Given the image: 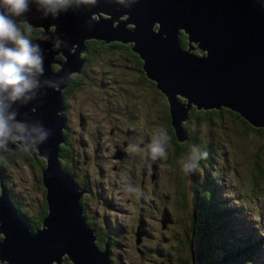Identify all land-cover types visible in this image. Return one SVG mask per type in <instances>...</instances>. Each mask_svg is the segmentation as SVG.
<instances>
[{
	"label": "water",
	"instance_id": "obj_1",
	"mask_svg": "<svg viewBox=\"0 0 264 264\" xmlns=\"http://www.w3.org/2000/svg\"><path fill=\"white\" fill-rule=\"evenodd\" d=\"M21 19L40 31L33 43L43 73L15 102L0 94L9 128L0 139V158L17 146L44 158L48 211L43 226L32 230L3 182L0 162V264H62L65 257L71 264H110L79 204L83 190L59 166L66 127L62 93L73 75L83 73L88 42L131 45L146 77L168 100L179 143L187 140L184 124L193 107L226 110L264 132L262 0H76L62 9L28 0ZM181 33L188 37V50L180 46ZM194 252L196 264H204L205 254Z\"/></svg>",
	"mask_w": 264,
	"mask_h": 264
},
{
	"label": "rangeland",
	"instance_id": "obj_2",
	"mask_svg": "<svg viewBox=\"0 0 264 264\" xmlns=\"http://www.w3.org/2000/svg\"><path fill=\"white\" fill-rule=\"evenodd\" d=\"M262 1L264 2V0ZM122 53L124 54L123 50L118 49L105 58L104 62L98 63L103 67L95 65L101 69L91 67V70L97 74L96 78L90 73V76H94L95 82H91L90 85L84 84L80 88L75 101L69 102L70 106H74L67 113L70 130L74 133L82 132L78 127L79 113H83L86 117L87 132L86 130L83 132V138L90 141L91 150L87 145L84 151L92 154V158H95V154H93L95 145L91 140L92 132L102 129L101 133L106 135L101 143L100 161L104 177L101 176L100 168L98 169L96 164L94 172H88L89 164L78 165L82 159L75 160L72 165L78 167V170L90 174L91 181L101 180V191H104L103 200L106 204L104 202L99 204L96 197L97 190L91 197L82 194L80 200L85 206V210L94 218L97 229H105L107 222V234L110 239L113 238L115 244L114 246L110 245L104 235L102 239L105 245L102 251L108 252L110 264H194L195 252L190 249L189 245L187 246V242H193L195 235L189 218L183 215L187 216L189 212L199 211L192 200L197 193L194 190L195 187L200 185L203 187L202 189L210 193L206 197L211 207L214 208V200H218L219 210L223 213V217H226L227 228L229 227L230 233L234 237L233 240L227 241L228 246H232L231 250L244 245L254 247V252H250L251 255L248 253L246 262L242 264H264V132L256 133L247 129L240 120H237L226 110H222L221 116H209L202 120V123L196 120L194 113L190 119L191 122L189 123L188 120L187 124L185 123L188 132L195 131L198 137L189 151L191 152L193 146H198L201 151L208 153L207 158L199 162L194 172L179 171L180 166H183L182 159L188 155L185 152L181 154L179 160L175 161L174 165H170V158H175V149L170 148L171 140L166 145L167 148H170L166 158L150 160L147 149H143L145 157L142 156L143 150L133 152L131 149H123L128 153L127 156H123L122 152H117V148L114 146L115 142L122 149V140L117 134L111 135L116 122L122 121L114 117L115 113L108 108V101L106 102V99L103 98L104 95L101 93L103 89L100 86L102 80L105 83L113 80L121 86V81L126 78L131 81L136 78L137 75L132 73L126 76L117 71L126 66L125 63L120 62V58L123 57ZM108 64L115 68L108 69ZM107 73L109 76L104 79L102 75H107ZM146 93L148 95L151 92ZM149 97L155 100L154 105L149 106L148 102L143 104L141 109L144 112L153 111V118H155L153 134H151L153 138L157 134V130L169 133L164 127V121L167 120V112L170 110L169 104L166 108L163 98L159 94L151 93ZM165 101L168 102V100ZM132 107L136 110L133 104H131ZM192 110L196 111L193 107L189 115L193 112ZM179 144L182 145V143ZM143 157L144 162L142 161ZM38 159L42 158L38 157ZM106 160L108 161L106 162ZM140 165L141 172L137 173L135 168L138 169ZM258 169L262 170V175ZM4 173L6 179L3 182L10 191L13 201L17 200L29 217H38L39 214L45 212L46 189L41 176L42 172L32 163L21 158L14 164H5ZM154 174L158 175L157 179L162 188L164 187V190L168 192L167 195L170 197L174 195L171 201H175V199L177 202L181 201L179 195H183L182 192H185V201L188 203L184 214L178 209L181 216L171 207L172 220L166 229L162 228L163 219L156 214L157 209L153 210L150 203L152 199L155 201V196L160 193V190H157L156 194L151 191V185L152 188L154 185L150 184V179ZM214 182L217 186L212 188L211 183ZM176 184L178 187H175ZM172 193L174 194L172 195ZM210 206H207V211ZM19 211L23 217L21 209ZM176 215L179 217L177 218ZM145 216L150 218H145ZM155 218L156 220H154ZM181 219L185 221L182 220L183 222L180 223ZM142 224L145 225L146 231L141 227ZM89 227L91 226L89 225ZM227 228L223 227L220 230L217 228L218 231L214 232L217 234L216 239L221 233L224 234ZM143 231L146 232V235L142 236ZM111 234H114L115 237H112ZM95 237L97 243L99 240L97 236ZM162 238L166 240L163 242L164 244L160 243ZM136 240L140 243L137 244ZM224 240H227L225 236ZM181 242H183L182 245ZM217 242L221 244L219 240ZM184 247L185 250L182 252ZM162 249L164 250L162 251ZM166 251L168 253L163 255ZM65 258L62 264H67ZM169 259L170 261H168Z\"/></svg>",
	"mask_w": 264,
	"mask_h": 264
},
{
	"label": "flooded vegetation",
	"instance_id": "obj_3",
	"mask_svg": "<svg viewBox=\"0 0 264 264\" xmlns=\"http://www.w3.org/2000/svg\"><path fill=\"white\" fill-rule=\"evenodd\" d=\"M70 6V5H69ZM55 8V7H54ZM59 9V8H56ZM61 9V8H60ZM189 47V45H188ZM187 49L185 50H188ZM124 48L127 49V51L124 50ZM118 49H122L124 54L123 57H121L120 62L125 63L126 66L119 68L117 71L119 73H121L122 75H130L131 73L134 75H137L136 78L134 80H123L121 81L119 86L116 82L109 81L108 83H105V81H101V88L103 89L101 93H103L104 97L106 99L108 108L113 111L115 113L114 117L120 119L122 122H116L114 128L111 131V135H118L119 139L122 140L121 143L123 144V148L121 149V147L114 142V146H116L117 148V152H122L123 156H127L128 153L123 150V149H131L133 152L135 151H141L143 149H147L149 151L148 153V158L150 157L151 160V155H150V150L148 149V145H150L152 143V135L153 134V121H155V118H153V111H148V112H144L141 109V106L143 104L148 103L149 106H151V104L154 103V99L150 98L149 95L151 93H156L159 94L164 101V104L167 108L168 106V102L165 101L167 100L166 97L157 89L156 87V83L149 80L144 71H143V61L141 60V58L135 54L134 52H132L131 50V45H122L120 43H110V44H106L104 42H98L95 44H89V42L87 43V49H86V53L83 54V58L85 59V65H84V69H83V73L81 75H73L77 77V83L74 84V87L68 88L71 84L67 87V89L65 91L66 92V102L65 103V111H64V115L66 118V127L64 129V144H63V148L61 151V155L60 158L67 160L68 162H74L77 159H82L81 161H79L78 165L82 164V165H88V172L92 171L94 172L96 170V166L97 165L98 169L100 168L101 164V147H102V140L105 138L104 134L101 133V130L98 132H92L93 128L91 129V140L92 143L95 145V151L93 152V154H95V158H92V154L86 153L84 151L85 147L88 145L90 150H91V145H90V141H86L85 138H83V132H85L86 127H87V122H86V117L84 116L83 113H79L78 118H79V123H78V127L81 129L82 132L79 133H74L70 130V126L68 123V119L69 117L67 116L68 110L73 108L74 105L70 106L69 102L70 101H75L76 95L78 92H80V88L84 85V84H92L91 82H95V78L94 76L97 78V74L91 70V67H103L100 64H98L100 61L104 62V59L109 57L112 53L118 51ZM129 49V52H128ZM193 54L195 55H199L198 51H192ZM134 54V55H133ZM137 58L139 59V61L137 60ZM57 60L62 61L63 57L62 56H58ZM98 65V66H95ZM56 68H58V66H55ZM107 67V66H106ZM108 69L113 70L115 67L113 65L108 64ZM129 67V68H128ZM101 69V68H100ZM90 73L94 76H90ZM72 76V78H73ZM105 79V77H108L109 74L107 73V75H102ZM100 77V76H99ZM79 78V79H78ZM144 82H143V81ZM112 82V84H111ZM151 92L150 94L147 95L146 92ZM159 92V93H158ZM131 104H133L136 108V110L134 109V107L131 108ZM154 105V104H153ZM169 107V106H168ZM139 108V109H138ZM196 110V109H195ZM197 111V110H196ZM194 112V111H193ZM168 114V118L166 121H164V127H168L171 126L170 125V112H167ZM87 132V130H86ZM90 132V133H91ZM169 136L171 137V142L173 145L176 144V142L172 139L174 137L173 131H168ZM196 133V132H195ZM112 144V142H111ZM132 145H138V148H131L130 146ZM139 149V150H138ZM110 149L108 148V151ZM144 152V150H143ZM145 155L142 154V156ZM82 156V157H81ZM145 157V156H144ZM144 157L142 158L144 160ZM108 160H106L107 162ZM119 162H121L119 160ZM72 164V163H71ZM149 164V163H148ZM94 165V166H92ZM73 166V165H72ZM93 167V168H92ZM73 168L75 170H78L79 168L76 166H73ZM73 169V171H74ZM116 169V168H115ZM80 172V175L77 177L76 174L75 176L77 177V179L79 178L80 181H75V176L73 173L71 172H67L70 175H72L73 180L75 181V183L78 185L79 188H82L84 192L83 195H87L88 197L93 196V193L95 190H97L96 192V197L97 200L99 202V204H102L104 202L103 200V195H104V191H101L102 188V184L100 183L101 180L99 179L96 182H93V180L91 181V175L84 173L81 170H78ZM100 172H101V176L104 177L105 174H103V170L100 168ZM42 176V173H41ZM159 178L158 175L156 176L155 174L153 176H151V180L153 183V188H152V193L156 194L155 192L157 190H160V193L157 194L155 196V201L152 199V201H150L151 206L153 207V210L157 209V215L161 216V218L163 219V223H162V228L166 229L167 225H169L171 223L170 220H172L171 218V205L168 204L170 196L167 195V191L164 190V187L162 188V186L159 188L156 184L160 183L159 180L157 179ZM41 182V181H40ZM203 188V187H202ZM200 191H195L196 196L193 198V204H195V206L199 209L200 203L199 201L203 199H205V204L209 203V201L207 200L206 194H202L201 191L206 192L205 189H202ZM165 191V193H164ZM46 194V192H45ZM81 202V200H80ZM112 202V201H111ZM105 203V202H104ZM106 204V203H105ZM210 204V203H209ZM81 207L84 210L85 216L87 218V221L89 222V225L91 226V228L93 230H95V236H97L98 240L96 243V246L102 250L104 248V242H103V236H106V240L107 242L114 246V241L113 238L110 239L106 228L107 227V222L105 223V221H103V223H105L106 228L105 229H100V228H96L95 223H94V218L91 217V215L87 212V210H85V206L83 205V203L81 202ZM107 209H109V207L106 206ZM165 208V209H163ZM169 208V209H167ZM87 213V214H86ZM98 215V214H96ZM195 216V214H194ZM194 216L192 213H190V215L187 214V217H189L191 220H194ZM145 218H150L149 216H145ZM156 220V218L154 219ZM91 223V224H90ZM165 223V225H164ZM143 228V230L146 231L145 229V225L142 224L141 226ZM141 230V228H140ZM143 231L142 232V236L146 235V232ZM112 237H115L114 234H111ZM163 240V241H162ZM166 241L165 238H162L160 240L161 244H164L163 242ZM164 249H162L163 251ZM163 253V252H162ZM168 251H166L163 255L167 254ZM170 258V256H169ZM170 261V259L168 260Z\"/></svg>",
	"mask_w": 264,
	"mask_h": 264
},
{
	"label": "trees",
	"instance_id": "obj_4",
	"mask_svg": "<svg viewBox=\"0 0 264 264\" xmlns=\"http://www.w3.org/2000/svg\"><path fill=\"white\" fill-rule=\"evenodd\" d=\"M75 1L76 0H63L62 4H51V6H53L55 8H59V9L61 8L62 9V8L68 7L71 4H74ZM39 34H40L39 30H34L33 33L31 34L32 40L36 39L39 36ZM96 43H98V42H96ZM89 44H95V41L89 42ZM180 46L184 50L187 49V47H188V37L183 33H181V35H180ZM124 50L127 51L126 48H124ZM128 52H129V49H128ZM137 60L139 61L138 58H137ZM57 69H59V68H56L54 66V70H57ZM76 83H77V77L73 76L72 84L68 88L74 87V84H76ZM65 90L62 93L63 98H64V102H66L65 96H66V92H67ZM182 102H185V101H182ZM192 111H194V110H192ZM193 114L196 116V120H198L199 123H202L203 122L202 120L208 118L209 116H216V115L221 116L220 112L194 111L191 113V115H189V119H188L189 123L191 122L190 119H192ZM213 114H215V115H213ZM234 116L237 120H240L242 122V124L244 125V127H246L247 129H251V130L255 131L256 133H263L262 130L253 129L252 127H250L247 123H245L243 120H241L237 115H234ZM193 122L196 123L195 121H193ZM169 123L171 125V119H170ZM184 126H185V124H184ZM165 129L167 131H169V129H170V131H173L172 126H169V128L166 127ZM184 129H185V132L187 134V140L184 143H182V145L179 144V142H178V140H177V138L173 132L174 137L172 139L176 142V144L175 145L172 144V146L170 148L175 149V151H174L175 158L174 159H173V157L170 158V161H169L170 165H174L175 161H177L181 158L180 156L183 152L190 154L189 153L190 147L195 142V139H198L195 131H189L188 132V129H186V126ZM193 137H195V138H193ZM62 148H63V145L60 146L61 151H62ZM170 148L166 147V151H168ZM61 151H60V155H61ZM174 154H173V156H174ZM21 158L32 163L40 172H42V170L46 167L44 160L34 158L25 147H21V146H17L16 150H14V151L6 150L5 155L0 158V162H1L3 169H4L5 164H14V162L18 161V159H21ZM142 161L144 162L143 159H142ZM71 163L72 162H68L67 160L59 158L60 169L62 171H65V172H71L74 174V176L76 174V176L78 177L80 172L78 170H75ZM257 166L260 168L259 164H257ZM73 169H74V171H73ZM183 170H184L183 166H180L179 171H183ZM259 170H260V174L262 175L263 174L262 170L258 169V171ZM135 171L137 173H140L141 172V165L138 167V169L135 168ZM80 175H82V174H80ZM76 176H75V181H77V182L80 181L79 178L77 179ZM3 178L5 181V179H6L5 173L3 174ZM175 180H176V178H175ZM151 183H152V180L150 179V184ZM170 183H172V182H170ZM156 185L159 188L161 187L160 183H157ZM200 186L195 187V190L200 191L202 188ZM215 186H217V184L215 182L211 183L212 188H215ZM175 187H178L177 184ZM151 189H152V185H151ZM182 193H183V195H179L181 197V201L177 202V199H175V201H171L172 198L174 197V195H173L174 193H172L173 197H170V199L168 201L169 202L168 204H170L172 206V209L175 212H177V214H179L178 209L181 210L184 214V212L187 208V204H188L185 201V198H186L185 192H182ZM201 193L204 195L210 194V193L203 192V191H201ZM170 201H171V203H170ZM14 202L17 205V207L19 209H21L22 214H24V216H23L24 219L29 223L32 230H36L39 227L43 226L42 225L43 219L47 216L46 199H44L45 212L39 214L38 217H29L27 215V213L24 211V209H22L23 207L20 206L18 201L14 200ZM192 202H193V200H192ZM204 202H205V199L203 197V199L199 201V203H200L199 211L197 210L195 213L194 212L192 213L193 216L195 214L194 220H191L189 217L186 216V214L183 215L186 218H189V221H190L191 226H192V230L194 231V235H195V239L193 240V242H190V243L187 242V246L189 245L190 249H192L193 251L194 250L196 251V249H200L205 254L206 261L204 262V264H242V263L246 262L248 253L250 254V252H254V247L247 246V245H244L242 247L238 246V247H234V249L232 251L231 250L232 246L230 245V247H229L227 241L230 239L233 240L234 237L231 235L229 227L227 228V221H226V219H224L223 213L219 210L218 200L217 199L214 200V203H215L214 208L215 209L213 207H211L209 205V203L205 204ZM79 204H80V206H82L80 201H79ZM205 205L210 206L209 211H207L205 209ZM207 213H208V215H207ZM188 215H190V212L188 213ZM176 216H177V218L179 217L178 215H176ZM182 220L185 221L184 219H181L180 223L183 222ZM223 220H225V221H223ZM89 222L87 221L88 225H89ZM223 227L227 228V230L225 231L224 234L221 233L218 236V238L216 239L217 234H214V232L218 231V229L220 230ZM224 236L227 240H224ZM217 240H219L221 244H219V242H217ZM223 240L226 242H224ZM183 242H181V245L183 244ZM184 250H185V247L183 248L182 252ZM66 262H67V264H71L69 260ZM194 264H196V262H194Z\"/></svg>",
	"mask_w": 264,
	"mask_h": 264
},
{
	"label": "clouds",
	"instance_id": "obj_5",
	"mask_svg": "<svg viewBox=\"0 0 264 264\" xmlns=\"http://www.w3.org/2000/svg\"><path fill=\"white\" fill-rule=\"evenodd\" d=\"M47 2L62 4L63 0ZM27 10L28 0H0V94H7L12 102L30 92L35 87V76L43 73L39 46L34 44L31 38L34 28L26 20L21 19ZM8 132L7 120L0 110V139ZM170 140L171 137L166 131L157 130L152 143L148 145L151 160L166 158V145ZM130 147L135 149L138 145ZM207 156V152L193 146L190 154L181 161L184 171L194 172L199 162Z\"/></svg>",
	"mask_w": 264,
	"mask_h": 264
},
{
	"label": "bare ground",
	"instance_id": "obj_6",
	"mask_svg": "<svg viewBox=\"0 0 264 264\" xmlns=\"http://www.w3.org/2000/svg\"><path fill=\"white\" fill-rule=\"evenodd\" d=\"M141 108H142V107H141ZM138 109H139V108H138ZM38 157H39V158H42V157H40V156H37V158H38ZM42 159L44 160V158H42ZM44 161H45V160H44ZM47 211H48V209H47ZM42 225H43V223H42ZM65 261H68V258H67V257L65 258ZM2 264H7V263H2Z\"/></svg>",
	"mask_w": 264,
	"mask_h": 264
}]
</instances>
